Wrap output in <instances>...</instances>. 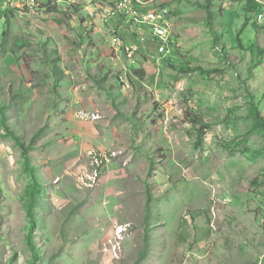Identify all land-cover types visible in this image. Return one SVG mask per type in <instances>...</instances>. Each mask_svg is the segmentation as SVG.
Returning a JSON list of instances; mask_svg holds the SVG:
<instances>
[{"label":"rangeland","instance_id":"obj_1","mask_svg":"<svg viewBox=\"0 0 264 264\" xmlns=\"http://www.w3.org/2000/svg\"><path fill=\"white\" fill-rule=\"evenodd\" d=\"M6 1L0 264H264V133L251 113L264 116V29L250 0H157L173 22L160 61L140 26L89 18L88 2L34 14ZM114 30L132 58L117 56ZM3 122L40 185L36 259L33 179Z\"/></svg>","mask_w":264,"mask_h":264},{"label":"built area","instance_id":"obj_2","mask_svg":"<svg viewBox=\"0 0 264 264\" xmlns=\"http://www.w3.org/2000/svg\"><path fill=\"white\" fill-rule=\"evenodd\" d=\"M47 3H42L40 0H7L6 6L26 8V11H30L34 14H39L45 10V6L52 4L58 9L61 8V3H68V6L84 5L88 17L99 16L105 21L115 18L117 16L122 19L125 25L140 26V34L142 36L141 42H144L145 38H148L156 46V55L150 56V59L160 61L162 59L169 58L173 52V22L171 19V12L167 6L158 4L157 0H110L106 2L104 0H47ZM42 3V4H41ZM261 4V3H260ZM257 24H264V9L263 12L257 14ZM127 37L122 36L118 30H114L111 37V45L115 50L118 57V53H124L127 57L132 58L135 54V44L129 43ZM120 81L124 86L127 85L125 78L121 77ZM127 87V86H126ZM112 157H116L115 154H111L110 157L106 156L98 161L100 166L110 163ZM120 233V232H119ZM123 229L120 235H123Z\"/></svg>","mask_w":264,"mask_h":264},{"label":"trees","instance_id":"obj_3","mask_svg":"<svg viewBox=\"0 0 264 264\" xmlns=\"http://www.w3.org/2000/svg\"><path fill=\"white\" fill-rule=\"evenodd\" d=\"M248 2H250L249 6L246 7L248 11H253V10L257 11L258 10V14L263 12L264 8L259 2H256L254 0H250ZM15 9H13V10H15ZM15 11H17V10H15ZM64 15L66 16V14H64ZM59 21H60V23H63V21H64V23L67 22L68 25H70V26L73 25L72 21H66L65 19H61ZM254 25H255V28H256V32H260V31H262V29H264V26L260 27V25H258L257 23L254 24ZM5 36H7V35H5ZM215 37H216L217 43H219L220 42V37L218 35H215ZM128 42L129 43L130 42L133 43L132 40H130V41L128 40ZM237 42H238V45L242 44L241 33H238V35H237ZM251 113H252V117H253V120H254V129L256 131H262L264 133V116L262 115V113L254 105H253ZM3 126L6 129V131H7L6 135L8 137H12L17 142V144L23 149L24 157H25L26 172L29 175H31V177L33 179L32 188H31V190L28 193L30 198H31V202L27 206V216H28V218H29V220L31 222L30 224H31V228H32V231H30V234L28 235V239H29L28 243H29V247H30L31 252L33 253L34 258L36 259L37 258V250H36V246H35V243H34V240H33V228L36 227L35 204L37 203L36 197L40 193V185L37 182L36 170L33 167V165L31 164L30 150L27 149V147L25 146V143L22 141V139L20 137L16 136L11 131L10 127L5 122H3ZM234 146H236V144ZM237 147L239 148L240 145L238 144ZM249 151L250 150L248 148H245V150L243 152L247 153ZM152 202H153L152 198H149V203H152Z\"/></svg>","mask_w":264,"mask_h":264},{"label":"crops","instance_id":"obj_4","mask_svg":"<svg viewBox=\"0 0 264 264\" xmlns=\"http://www.w3.org/2000/svg\"><path fill=\"white\" fill-rule=\"evenodd\" d=\"M260 26H262V25H260Z\"/></svg>","mask_w":264,"mask_h":264},{"label":"water","instance_id":"obj_5","mask_svg":"<svg viewBox=\"0 0 264 264\" xmlns=\"http://www.w3.org/2000/svg\"><path fill=\"white\" fill-rule=\"evenodd\" d=\"M74 25H75V23H74Z\"/></svg>","mask_w":264,"mask_h":264}]
</instances>
